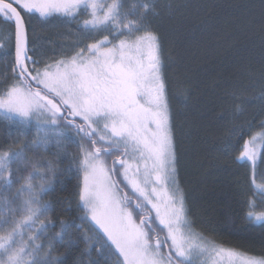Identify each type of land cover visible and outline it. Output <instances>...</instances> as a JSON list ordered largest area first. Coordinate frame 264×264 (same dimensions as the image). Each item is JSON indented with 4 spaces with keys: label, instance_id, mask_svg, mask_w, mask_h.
Here are the masks:
<instances>
[{
    "label": "snow or ice",
    "instance_id": "obj_1",
    "mask_svg": "<svg viewBox=\"0 0 264 264\" xmlns=\"http://www.w3.org/2000/svg\"><path fill=\"white\" fill-rule=\"evenodd\" d=\"M176 7L161 0H0V18L15 36L12 80L0 88V114L21 132L35 129L36 139L25 147L47 151L53 143L48 135L51 131L77 144L75 170L83 173L78 185L77 207L84 213L80 219L90 218L102 230L106 237L102 247L116 257V264H195L198 258H203L201 264H218L225 256L229 264H264V257L226 250L194 232L184 197L177 196L178 157L163 48L150 27L154 18L165 11L171 15ZM82 13L88 17L80 26L86 37L108 34L83 47L74 45L78 50L71 55L43 66L29 55L35 49L28 46L25 14L78 19ZM229 96L240 98L233 91L222 99ZM179 98L188 102L186 94ZM254 100L264 105V90L245 102ZM243 112L237 104L232 116ZM252 127L248 121L233 131L243 133ZM258 127L259 131L244 140L236 159L253 166L247 219L264 225V174L258 182L256 173L258 147L264 156V120ZM55 144L63 147L61 139ZM108 158H112L110 164ZM26 159L25 148L0 153V229L7 228L0 233V264H63L52 255V242L47 251L36 243L49 227L40 217L52 211V205L42 197L49 191L56 163L44 160L43 169L33 166L27 176H15L10 165ZM37 178L39 182L34 183ZM20 179L24 183L16 192L11 197L4 195ZM122 182L138 194L134 209L139 222L128 195L120 194ZM17 213L24 215L17 220ZM72 227L61 220L60 232L53 239L63 241ZM26 231L34 233L27 240ZM83 240V253L90 254L92 238L85 235ZM87 264H99V260Z\"/></svg>",
    "mask_w": 264,
    "mask_h": 264
},
{
    "label": "trees",
    "instance_id": "obj_2",
    "mask_svg": "<svg viewBox=\"0 0 264 264\" xmlns=\"http://www.w3.org/2000/svg\"><path fill=\"white\" fill-rule=\"evenodd\" d=\"M163 4L177 6L169 15L162 12L150 25L161 40L165 74L168 81V99L172 113L177 163V186L185 197V210L194 232L226 250L264 257V225L250 222L247 212L248 201L253 198L250 178L252 165L238 161L244 140L259 131V122L264 120V105L258 100L261 74L264 73V7L261 0H161ZM88 17L81 14L78 19L58 15L42 19L38 14L27 15L29 48L44 63H52L78 50L85 43L100 39L107 32L86 37L80 31L81 22ZM10 30L3 18L0 25ZM14 30H12L13 40ZM11 65L2 74V85L11 82ZM186 90V91H185ZM238 91L239 99L231 96L222 99L225 93ZM188 96L185 104L179 98ZM244 108L242 115L233 117L235 105ZM222 117V118H221ZM252 121L253 127L241 133L239 130ZM53 142L45 151L32 149L36 139L34 128L21 132L10 120L0 114V153L25 148L27 159L10 165L15 176L24 177L33 166L44 168V160L56 163L57 171L51 177L49 191L42 198L49 201L52 211L40 217L48 224L36 243L54 245L53 256L63 264H87L99 260V264H116V257L102 247L103 232L90 220H81L84 215L77 207L79 187L83 173L76 171L74 158L79 156L77 144L49 132ZM74 136V134H72ZM61 139L62 148L55 140ZM78 139V138H76ZM116 155H119L117 153ZM112 158H108L109 164ZM71 168V170H69ZM257 181L264 174V156L259 155L256 163ZM7 174V173H6ZM122 180V177H114ZM39 182V178L33 181ZM24 183L17 180L4 195L11 197ZM126 185V182H122ZM130 192L134 190L127 185ZM120 194H127L134 205L137 202L128 190L119 185ZM70 206V210H69ZM24 214L17 213L19 220ZM151 215L154 217L153 212ZM61 220L73 225L63 241L53 239L60 232ZM77 225L82 227L77 228ZM10 227V226H8ZM7 228L0 229V233ZM31 231H26L25 240ZM92 238L90 254L83 253V237ZM163 235V233H161ZM97 249L101 251L98 253ZM166 250V249H165ZM195 264H201L196 260Z\"/></svg>",
    "mask_w": 264,
    "mask_h": 264
},
{
    "label": "rangeland",
    "instance_id": "obj_3",
    "mask_svg": "<svg viewBox=\"0 0 264 264\" xmlns=\"http://www.w3.org/2000/svg\"><path fill=\"white\" fill-rule=\"evenodd\" d=\"M39 15V14H38ZM59 14H54L52 16H58ZM50 16V17H52ZM42 18V17H41ZM49 18V17H47ZM47 18H42V19H47ZM1 25H0V45H3V47H0V88H3L4 85H2V74L6 71L7 67H9V65L14 61V34H13V40H12V34L10 35L9 32L10 30L5 27L7 25H4L5 23L1 21ZM260 151L261 149L258 147V156H257V160L259 158L260 155ZM251 163V162H250ZM252 165V164H251ZM253 167V166H252ZM259 182V181H258ZM129 192L130 196L134 199L137 200V196L138 194H133V192H130L129 189L127 188V186L123 183H121ZM181 193L179 191V193H177V196H179ZM184 197V195H183ZM184 205H185V197H184ZM149 208L151 207L150 205L148 206ZM153 214L154 210L152 211ZM188 216V214H187ZM134 217L136 219V216L134 214ZM137 220V219H136ZM94 223V222H93ZM158 223V222H157ZM98 227V226H97ZM102 231V230H101ZM104 234V233H103ZM236 252V251H234ZM237 253V252H236ZM240 254V253H239ZM199 260L203 259V258H198ZM197 259V260H198ZM218 264H229L228 258L225 256L223 258V260H218Z\"/></svg>",
    "mask_w": 264,
    "mask_h": 264
},
{
    "label": "water",
    "instance_id": "obj_4",
    "mask_svg": "<svg viewBox=\"0 0 264 264\" xmlns=\"http://www.w3.org/2000/svg\"><path fill=\"white\" fill-rule=\"evenodd\" d=\"M28 43H29V38H28ZM14 55H15V36H14Z\"/></svg>",
    "mask_w": 264,
    "mask_h": 264
},
{
    "label": "bare ground",
    "instance_id": "obj_5",
    "mask_svg": "<svg viewBox=\"0 0 264 264\" xmlns=\"http://www.w3.org/2000/svg\"><path fill=\"white\" fill-rule=\"evenodd\" d=\"M248 139V138H247Z\"/></svg>",
    "mask_w": 264,
    "mask_h": 264
}]
</instances>
